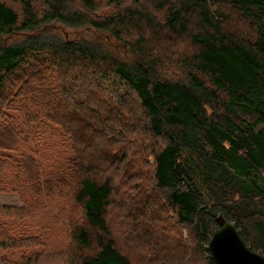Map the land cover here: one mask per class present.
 I'll use <instances>...</instances> for the list:
<instances>
[{"label": "trees", "instance_id": "obj_1", "mask_svg": "<svg viewBox=\"0 0 264 264\" xmlns=\"http://www.w3.org/2000/svg\"><path fill=\"white\" fill-rule=\"evenodd\" d=\"M13 1L0 264H216L218 215L264 256V0Z\"/></svg>", "mask_w": 264, "mask_h": 264}, {"label": "water", "instance_id": "obj_2", "mask_svg": "<svg viewBox=\"0 0 264 264\" xmlns=\"http://www.w3.org/2000/svg\"><path fill=\"white\" fill-rule=\"evenodd\" d=\"M216 222L208 246L216 264H264V256L249 248L232 222L223 215Z\"/></svg>", "mask_w": 264, "mask_h": 264}, {"label": "rangeland", "instance_id": "obj_3", "mask_svg": "<svg viewBox=\"0 0 264 264\" xmlns=\"http://www.w3.org/2000/svg\"><path fill=\"white\" fill-rule=\"evenodd\" d=\"M7 2H10L11 4H13V6L19 11V8H20V6L16 3V2H14L13 0H6ZM57 31H62L61 30V28H58L57 29ZM115 52L116 53H118V54H120V55H122L123 54V51H122V49L121 48H119V47H117L116 49H115ZM172 71V70H171ZM170 73V72H169ZM118 196V195H117ZM26 197V196H25ZM25 197L22 195V194H18V193H15V192H0V205H7V206H16V207H23L24 206V204H25V202H24V199H25ZM118 198H119V196H118ZM36 200H38L39 202H40V200H39V198H37V197H30L29 198V196L28 197H26V201H27V205L29 204V206H30V203H33V202H35ZM27 209V212L29 211V207H27L26 208ZM55 214H58L57 213V211H55L54 212ZM13 222H14V225H13V229H11L14 233H16V235L18 236V237H24L25 235H24V233L26 232V230L28 231V232H30V230H28V227L27 228H25V225H26V222H25V220L24 219H18V218H16V219H14L13 220ZM66 222V221H65ZM34 232V230H32V233ZM56 232H58V231H56ZM26 243V246H21V247H17V248H15V250L17 249V253H18V256L20 255V254H22V251L25 249V247L28 249V250H30V248H31V250L30 251H35V250H37L35 247H34V245H33V243L32 242H25ZM23 244V243H22ZM5 252H10V253H12L13 251H11V249L10 248H7V251H5Z\"/></svg>", "mask_w": 264, "mask_h": 264}]
</instances>
